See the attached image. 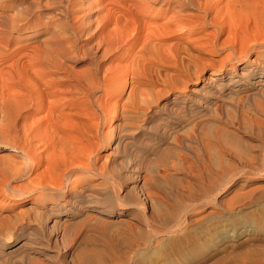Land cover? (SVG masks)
Returning <instances> with one entry per match:
<instances>
[{"label":"bare ground","instance_id":"6f19581e","mask_svg":"<svg viewBox=\"0 0 264 264\" xmlns=\"http://www.w3.org/2000/svg\"><path fill=\"white\" fill-rule=\"evenodd\" d=\"M32 1L39 3L38 0ZM77 1L79 3V0H61L60 3L64 5L61 3L55 9L53 17L66 21L62 27L64 32L42 28L38 30V35L44 33L49 36L28 43H16L15 46H11L14 30L21 32L34 23L40 24L45 18L30 10L25 23H14L11 27L6 20L9 15L0 11V148L4 146L12 150L7 158L0 157V204L5 205L4 208L14 209L10 217H5L0 208V264H113L117 257L112 255V246L107 244V240H114L113 245L117 247L126 245V248L123 247L125 250L132 249L137 234H145L150 238H158L163 233L174 236L173 233L186 230L194 221L206 215L208 209L221 212L244 210L251 208L264 194V0H96L98 11L103 10L100 7L104 8L100 21H95V26L100 24L99 28L95 27L99 30L89 24L92 19L87 18L89 23L85 24V17L81 13L75 14L76 10L74 12L72 9L76 7ZM2 2L0 6L7 7L5 2L11 1ZM153 3H160L156 9L164 18L158 25L150 24L144 16L155 7ZM37 4L40 8L41 4ZM17 12L18 15L19 10ZM21 16L24 18V15ZM45 22L48 24L49 20ZM60 25L63 26L62 23ZM256 30H262L263 33ZM82 31L87 32L86 35L93 32L98 35V42H93L98 43L97 47L104 48L103 54H98L94 43L89 40L79 45L78 36ZM172 35L184 38H178L181 46L179 42L175 46L188 54V57L183 55L186 59L199 55L202 49L221 52L228 48L229 52L224 54L222 60L229 58L232 63L230 68L224 70L219 67L202 76L197 70L201 68L195 69L196 63L194 67L191 59L178 63L176 61L180 59L176 56V63L184 62L182 72L187 73L197 84L190 86L189 81H186L189 78L179 79L181 75H177L180 76L178 78L171 71L172 74L167 76L170 79H167L169 81L172 78L173 84L176 87L179 85L181 93L171 95L161 107L140 114L141 117H135L132 114L134 107L126 104L118 112L114 101L112 107L116 110L113 108L115 111H111H114L112 118L115 120L120 117L122 123L107 138L112 147L109 156L105 157L106 161L98 163L97 154L104 143L98 131V125L101 124L97 121L99 118L96 120L93 117L95 104L102 109L105 101L112 104L114 96L106 98L105 87L117 74L122 76L124 87L127 86L130 73L139 80L133 73H137L138 68L140 71L139 63L146 59V55L142 53L143 50L135 51L129 64L121 62L128 58L126 53L118 56L117 63L110 57L111 65L105 66L108 69L102 74L99 73L101 64L98 60L123 48L127 51L139 42L150 43L153 58L161 59V40ZM252 52L258 53L252 59L253 62H234V59L239 61L251 57ZM85 55L93 57L91 61L94 66L91 65L93 68L90 71L84 67L89 72L86 70L87 75L83 79L73 82L72 79L57 76V72L65 65V59L72 57L78 60L79 56ZM199 57L203 59V56ZM213 59L215 62L219 58ZM134 78L133 81L136 80ZM135 87H130L131 92L136 93L140 87L146 86H139V90ZM101 88L105 89V95L103 92L96 95V91ZM152 90L163 91L162 88L161 91ZM133 94H130L131 98ZM230 107L245 111L246 118L242 112L245 118L243 122L225 123V128L224 123L218 122L231 114ZM106 108L109 111L111 106ZM208 121H211L209 125ZM204 124L208 125L205 131L202 130ZM215 125L219 126L217 130L213 127ZM231 133L234 134L233 138L237 137L235 141L238 145L236 142L230 145ZM172 139L179 148L176 145L174 148ZM222 143L234 146H226V152L222 154L218 152L224 159L226 155H231L232 158L226 159V163L223 159V163L228 165L219 161H222L221 155L219 159H214L220 162H216V167L215 162H212L213 166L208 165V158L205 160L204 156L209 153H204L214 146L217 152L218 144ZM170 144L173 146L170 153L178 154L179 161L168 158L171 163L166 168L167 172L164 171L166 175H163L165 186L161 189L164 193L160 191L161 195H165L166 202H161L167 204L168 219L164 218L168 221H164L165 226H159L160 222H155L158 219L150 202L152 200L153 204V198L156 200L154 195L160 189L155 192L154 188L163 183L160 177L163 171L158 175L153 165L149 167L148 161L150 163L151 158ZM235 145H240L238 148L243 150H235ZM220 147L218 150L222 151ZM176 149H180V152L177 153ZM216 152L215 155L218 154ZM180 156L185 160L183 157L180 159ZM146 164L148 168H144ZM29 201L32 204L28 207L19 208ZM122 215L126 217L116 218ZM133 238L134 243L131 241ZM104 239L106 244L101 242Z\"/></svg>","mask_w":264,"mask_h":264},{"label":"rangeland","instance_id":"374dc122","mask_svg":"<svg viewBox=\"0 0 264 264\" xmlns=\"http://www.w3.org/2000/svg\"><path fill=\"white\" fill-rule=\"evenodd\" d=\"M7 1H11V2H5L6 3V5H7V7L6 6H0V11H2V12H4L5 14H6V16L7 15H9V16H7V18H6V20H8V22L10 23V26L12 27V25L14 24V23H25V17L27 18L29 15H30V13L31 12H35V13H38V14H42V16H44L43 18H45V19H43V21L41 20V22H40V24H36V23H34V24H32L31 26H29V27H27V28H25L23 31H21V32H18V31H15L14 30V32H13V34H14V37H13V39L11 40V46H13L14 44L16 45V43L17 44H19V43H28V42H32V41H36L38 38H44V37H47V35L48 34H44V33H40L39 35H38V33L37 32H39V31H41V29L42 28H47V27H49V29H51V31H58V32H64V22H66L65 21V19L64 18H61V19H57L56 17H53V14H54V12H55V9L57 8V7H59V6H61L62 4L64 5V3H60V1H58V0H49V2H46V0H38L39 1V3L38 4H41L40 5V8L38 7V6H36V2L35 1H32V0H20V3H19V0L17 1V0H7ZM23 1V2H22ZM28 4V6L26 7L25 5H27L25 2ZM37 1V0H36ZM43 1H45V2H43ZM52 1H54L55 3L53 4V2ZM58 1V2H57ZM94 1V2H93ZM1 3H3L2 2V0L0 1ZM81 2V4L78 6V4ZM82 2H83V4H82ZM92 2H93V4H92ZM24 3V4H23ZM49 3L51 4V5H49ZM79 3H78V1H77V4L74 6L75 8H73L72 10L75 12V10H76V12H75V14H79V13H81V16H84L85 17V24H88L89 22H87L88 21V19L90 20V19H92V20H90V23L89 24H91V27L92 28H94L95 29V27H100V24L98 25V26H95V25H97V23L100 21V19H99V17L101 16V13H103V10H104V8L102 7H100V9H103V10H100V11H98L99 10V6H98V8L96 7V0H89V2H88V0H79ZM86 3H87V5H86ZM8 4H11L10 6L8 5ZM18 4H19V6H18ZM30 4V5H29ZM37 4V5H38ZM45 4V5H44ZM61 4V5H60ZM91 4V5H90ZM155 4V5H154ZM47 5V6H46ZM85 5V6H84ZM98 5V4H97ZM153 5L155 6V7H153V9L151 10V11H149V12H147V13H145L144 14V16H145V18L148 20V21H150L149 23L150 24H154V25H158L159 23H162V21H164V18H163V16H160L159 14H158V12H157V9H156V7H158L159 5H160V3H153ZM15 6V7H14ZM23 6V7H22ZM42 6V7H41ZM82 6H83V8H82ZM91 6V7H90ZM3 7V8H2ZM25 7V8H24ZM37 7V8H36ZM87 7V8H86ZM88 7H90V8H88ZM94 7H95V9H94ZM17 8H20V9H17ZM27 8H28V11H27ZM33 8V9H32ZM93 8V9H92ZM22 9H23V14H22ZM35 9V10H34ZM38 9V10H37ZM54 9V10H53ZM19 10V14L17 15V11ZM30 10H31V12H30ZM33 10V11H32ZM53 10V11H52ZM84 10V11H83ZM88 10V11H87ZM92 10V11H91ZM21 11V12H20ZM28 12V14H27V12ZM42 11H43V13H42ZM153 11V12H152ZM17 12V13H16ZM25 12H26V14H25ZM40 12V13H39ZM10 13V14H9ZM20 13H21V15H24V18H23V16H21L20 15ZM84 13H85V15H84ZM88 13V14H87ZM151 13V14H150ZM49 14V15H48ZM91 14V15H90ZM99 14V15H98ZM18 17H17V16ZM80 15V14H79ZM97 15H98V17H97ZM21 16V17H20ZM47 17V18H46ZM95 17V18H94ZM157 17V18H156ZM88 18V19H87ZM94 19V20H93ZM152 20V22H151V20ZM16 20V21H15ZM45 20H49V25L45 22ZM55 20V21H54ZM99 20V21H98ZM11 21V22H10ZM52 21H54V22H52ZM97 23H96V22ZM155 21V22H154ZM154 22V23H153ZM157 22V23H156ZM159 22V23H158ZM1 23V22H0ZM54 23H56V24H54ZM62 23V25L63 26H61L60 24ZM12 24V25H11ZM60 25V26H59ZM1 26V25H0ZM46 26V27H45ZM57 26V27H56ZM63 27V28H62ZM61 28V29H60ZM98 28H96L95 30H99ZM39 30V31H38ZM260 32V33H263L262 32V30H256V32ZM84 34H83V33ZM80 34H79V38H78V43H79V45L80 44H82L83 42H86V41H90L91 43H94L93 45L97 48H95V50L98 52V54H103V51H104V48H102V47H97L96 46V44L98 45V38H96V35L97 34H95L94 32L93 33H91V35H86L87 34V32H85V31H82ZM35 33V34H34ZM26 34H30L29 36L30 37H24ZM82 34V35H81ZM90 34V33H89ZM243 33H241V35H242ZM82 37H81V36ZM86 35V36H85ZM225 35H227V34H225ZM224 35V36H225ZM49 36V35H48ZM173 36V35H172ZM168 36V37H165L163 40H161V46H160V50H159V52L161 53V51H162V54L165 56V58H163L164 56L162 55V58L161 59H159V58H153L154 56H152L153 55V53H152V51H151V49H150V43H148L147 42V44H146V42H139L138 44L136 43V44H134V45H132V47H130L129 49H127V51H125V49L123 48V49H121L120 51H117L116 53H113V54H111V55H106V56H102V58L100 59V60H98V62H99V64H101V67H100V70H99V73H103L104 72V70H107L108 68L106 67V69H105V66H108V65H111L110 63H111V61L112 60H114L116 63H117V58H118V56H120V55H122V54H125L126 53V57H128V58H126V59H124V60H122L121 62H123V64H129V62H130V60H132L131 59V57L132 56H134L135 54V51H136V53L139 51V50H141V52H142V50H143V54H145L146 56V59H144L143 61H140V63L139 64H141L140 65V71L142 72H140L139 71V68L137 69L138 70V72L137 73H133V75H135V77L136 76H138V78H140L139 80H141V83H138L139 82V80L137 79V77L136 78H134V76L132 77L131 75V73L128 75V77H129V79H128V82H127V86H125L124 87V81L122 80V76L121 75H118L117 74V76H116V80L114 79V80H112L111 82H108V87L106 86L105 87V89L103 88H101V89H99V90H97L96 91V95L99 93V94H101L102 92H103V90H105V93H107L106 95L107 96H105L106 98L107 97H109L110 95H113L114 96V99H113V101H111L112 102V104L110 105V104H108V102H104L105 103V106L103 107V109H102V107L101 106H97V104H95L96 106H95V113L93 114L94 116V118H96V120H97V118H99V120H97L98 121V123H101L100 124V126L98 125V127H100L99 129H98V131L100 132V135H101V137L103 138V147L99 150V152H98V154H97V156H99L98 157V163H100L101 164V162H104V161H106V159H105V157H107V156H109L108 154L110 153V151H111V149H112V147H111V144L109 143V142H107L108 140H107V138H108V136H110V134H111V132H113V131H115L116 130V128H117V126L119 125V123L121 122L122 123V120L120 119V117H119V119L117 118V119H113L112 118V115H113V112L116 110V109H119V111L118 112H120V109H122L123 110V106H125V104H126V106H132V107H134L133 108V112H132V114H134L135 115V117H139L140 116V114H144L145 112H150L151 111V109H156V108H159V107H161L162 106V104H163V102L167 99V98H169L171 95H173V94H177V93H181V89H180V87L178 88V86L176 87V85H174L173 83H174V81L172 80V78H171V80H169V81H172V82H169L168 81V79L167 78H169L170 79V77H167V76H170V74H172L173 73V75H175V76H177V75H181V77L180 76H177L179 79H183V77H184V79L186 80V79H188V80H186V81H189V85L190 86H193V85H196L197 84V82L196 81H192L191 79H190V76L188 77V74L187 73H185L184 74V72H182L183 70H182V67H184V62L182 63V64H178V63H180L179 61H183V60H185V61H188V60H190L191 61V63H192V65L194 66V67H196L195 69H197V68H201V69H197L198 71L200 70V72H201V74H202V76H204L206 73H209V72H211L213 69L214 70H218V69H220V68H222V69H224V70H228L229 68H230V66H231V61L229 60V58H226V60H222V59H224V57H225V55L224 54H226V52L228 53L229 52V49L228 48H225V49H222L221 50V52H220V50L219 51H213L212 52V50L210 51L209 49H202L201 50V52L199 53V55L197 54V55H192L193 57H194V59H196V62L194 61V62H192L193 60H192V58H190L189 57V59H186L185 57L186 56H184V58H183V55H187V57H188V54H186L182 49L180 50V48H178L177 46H175V44H177L178 42V44L180 45L181 43V41H179L180 39H181V35H176V36ZM223 36V37H224ZM97 37H98V35H97ZM89 38V39H88ZM94 38V39H93ZM178 38H179V40H178ZM182 39H184L183 37H182ZM97 40V42H93V41H96ZM164 41V42H163ZM169 41V42H168ZM82 42V43H81ZM132 42V40H130L129 41V43H131ZM166 42H168V43H166ZM177 42V43H176ZM172 43V44H171ZM144 45V46H141V45ZM172 45V46H170V45ZM14 45V46H15ZM129 45V44H128ZM136 45V46H135ZM139 46H141L142 48L141 49H139ZM181 46V45H180ZM179 49H177V48ZM147 48V49H146ZM148 48H149V50H150V52L148 51ZM162 48H164V49H162ZM167 48V49H166ZM145 49V50H144ZM171 49V50H170ZM209 50V51H208ZM171 51V52H170ZM173 51V52H172ZM183 51V52H182ZM149 52V53H148ZM198 53V51H195V53ZM203 52V53H202ZM130 53V54H129ZM168 53H169V55H168ZM194 53V54H195ZM134 54V55H133ZM150 54V55H149ZM257 52H252L251 53V57H248V58H246V59H243V60H239V61H237V59H234L235 61L234 62H242V61H248V62H251L252 61V59L253 58H255L256 56H257ZM148 55L150 56V57H148ZM172 55V56H171ZM204 55H207V56H204ZM210 57H209V56ZM152 56V57H151ZM168 56H171V57H168ZM177 56V58L178 59H180V60H178L177 58H175ZM179 56V57H178ZM199 56H203V59H202V57L200 58ZM227 56V55H226ZM91 57V58H90ZM112 58V60H111V58ZM167 57V58H166ZM173 57V58H172ZM205 57V58H204ZM114 58V59H113ZM115 58H116V60H115ZM133 58V57H132ZM169 58V59H168ZM173 60H172V59ZM201 60H200V59ZM210 58H215V59H218V61L217 60H215V62L211 59L210 60ZM262 58V57H261ZM78 60H74L72 57L71 58H68V59H65V65H64V67L63 68H61L58 72H57V76H59L60 78L61 77H63V78H67V79H72L73 80V82L74 81H78L79 79L81 80V79H83V77H84V75H87V73L90 71V68H93L91 65H93L94 66V64H92V59H93V57L92 56H90V55H85V56H79L78 58H77ZM130 59V60H129ZM154 59V60H153ZM156 59V60H155ZM178 60V61H176V60ZM199 59V60H198ZM207 59H208V61H207ZM125 60H127V61H125ZM145 60H147V61H145ZM168 60V61H167ZM176 62H178V63H176ZM203 60V61H202ZM222 60V61H221ZM168 62V63H166V62ZM170 61V62H169ZM181 61V62H182ZM198 61V62H197ZM206 61H207V63H206ZM126 62V63H125ZM159 62V63H158ZM175 62V63H174ZM200 62V63H199ZM205 62V63H204ZM217 62V63H216ZM219 62H224V63H219ZM253 62V61H252ZM91 63V64H90ZM143 63V64H142ZM151 63V64H150ZM194 63H196V66H195V64ZM201 63H203V64H201ZM70 66H69V65ZM105 64V65H104ZM147 64V65H146ZM157 64V65H156ZM170 64V65H169ZM175 64V65H174ZM179 66H177V65ZM198 64V65H197ZM220 64V65H219ZM66 65H68V66H66ZM144 65V66H143ZM146 65V66H145ZM149 65H151V66H149ZM156 65V66H155ZM181 65V66H180ZM219 65V66H218ZM66 66V67H65ZM86 66H88V67H86ZM139 66V65H138ZM149 66V67H148ZM153 66V67H152ZM177 66V67H176ZM71 67V70L69 69ZM84 67L85 68H88V70L87 69H84ZM142 67V68H141ZM152 67V68H151ZM156 69H155V68ZM220 67V68H219ZM68 68V69H67ZM145 68V69H144ZM147 68H148V70H147ZM168 68V69H167ZM202 68H203V70H202ZM164 69V70H163ZM181 69V70H180ZM85 70V71H84ZM86 70H87V73H86ZM143 70V71H142ZM153 70H155V71H152ZM162 71V72H164V73H162L161 74V72L160 71ZM165 70H167V71H165ZM193 70H194V68H193ZM202 70V71H201ZM72 71L73 73H74V76H73V73L70 72ZM81 71V72H80ZM84 71V72H83ZM170 71V72H169ZM171 71H173L172 73H171ZM176 71V72H175ZM140 72V73H139ZM149 72H152V73H149ZM160 72V73H159ZM166 72H167V74H166ZM169 72V73H168ZM199 72V73H200ZM64 73V74H63ZM75 73L77 74L76 76H75ZM85 73V74H84ZM139 73V74H138ZM148 73V74H147ZM155 73L157 74V75H159V76H155ZM183 73V74H182ZM59 74V75H58ZM79 74V75H78ZM81 74H83L82 76H81ZM100 74V75H101ZM123 74V73H122ZM138 74V75H137ZM141 74V75H140ZM144 74V75H143ZM146 74H147V76H146ZM164 74V75H163ZM187 74V75H186ZM62 75V76H61ZM64 75H65V77H64ZM72 77H71V76ZM148 75H149V77H148ZM154 75V76H153ZM66 76H70L69 78L68 77H66ZM140 76V77H139ZM162 76H164V77H162ZM175 76H174V78H175ZM119 77V78H118ZM154 77V78H153ZM157 77V78H156ZM173 77V76H172ZM201 77V76H200ZM200 77H199V79H200ZM133 78L134 79H136V80H134L133 81ZM159 78V80H156V79H158ZM162 78H164L163 80H161ZM173 78V79H174ZM120 79V80H119ZM167 79V80H166ZM198 79V80H199ZM138 80V81H137ZM154 80V81H153ZM161 80V81H160ZM175 80V79H174ZM134 83H133V82ZM138 83H136V82ZM144 81V82H143ZM150 81V82H149ZM157 81V82H156ZM159 81V82H158ZM163 81V82H162ZM122 82V83H121ZM146 82V83H145ZM168 82V83H167ZM113 83V84H112ZM135 83H136V85H135ZM148 83V84H147ZM156 85H155V84ZM173 84L174 86H169V85H167V84ZM112 84V85H111ZM155 86H154V85ZM158 84V85H157ZM114 85H115V87H114ZM136 87H135V86ZM162 85H164V87H162ZM132 86L133 87H135L136 89H138L139 90V86H146V87H140L141 89L138 91V90H136V91H138V92H131L132 90H131V88H132ZM147 86H149V87H147ZM158 87V89H159V91H161L160 90V88H162V90L165 88V86H166V89H164L163 91H161V93L160 92H157V91H154V90H152V89H155V90H158L157 89V87ZM131 87V88H130ZM152 87V89H150ZM174 87V88H173ZM123 88V89H122ZM144 88V89H143ZM145 88H147L149 91H147ZM171 90H170V89ZM168 89V90H167ZM130 90V91H129ZM143 90V91H142ZM146 90V92H144ZM112 91V92H111ZM141 91H142V93H141ZM153 93H152V92ZM115 92V93H114ZM149 94H148V93ZM104 93V92H103ZM102 93V94H103ZM105 93H104V95H105ZM129 93V94H128ZM132 93H134L133 94V96H132V98H131V95L130 94H132ZM144 93V94H143ZM145 93H147V94H145ZM154 93H155V95H154ZM156 93H159V94H156ZM120 94V95H119ZM127 94H128V96H127ZM141 96H140V95ZM150 94H152V97L150 96ZM164 94V95H163ZM143 95V96H142ZM148 95V96H147ZM158 95H160V96H158ZM125 96V97H124ZM144 96H145V98H144ZM135 99H134V98ZM149 97H151V99H153V100H151V99H149ZM154 97V98H153ZM131 98V99H130ZM139 98V99H138ZM141 98V99H140ZM147 98V99H146ZM158 98V99H157ZM116 99V100H115ZM134 99V100H133ZM138 99V100H137ZM149 99V100H148ZM155 99V100H154ZM126 100V101H125ZM133 100V101H132ZM147 100V101H146ZM151 100V102L149 103V101ZM114 101H115V108L114 107H112L113 105H114ZM124 101V102H123ZM137 103H135V102ZM144 101H146V103L144 102ZM157 101V102H156ZM116 102H117V104H116ZM135 103L134 105H132L133 103ZM103 103V104H104ZM131 103V104H130ZM106 104H107V106H111V108H109L110 110V112L109 111H107L106 109ZM128 104V105H127ZM138 107H137V106ZM144 105V106H143ZM149 107H148V106ZM142 108H141V107ZM143 107H145V111L143 110ZM115 110H114V109ZM104 109H105V111L106 112H104ZM136 109V110H135ZM141 109V110H140ZM229 109H231V114H227V118H228V120H225V119H227L226 117L222 120V121H220V122H218V123H224V127L226 126V124L225 123H241V122H243L244 121V119L246 118L245 117V114H246V112L245 111H243V110H240V109H234V108H232V107H230ZM112 110H114L112 113H111V111ZM142 111V112H141ZM234 111V113H232ZM235 111H237V112H235ZM239 111V112H238ZM109 112V113H108ZM230 112V110H228V112L227 113H229ZM242 112H244L243 114V116L245 117H243L242 116ZM107 113V114H106ZM98 114H100L99 115V117L97 116ZM102 114V115H101ZM111 114V115H110ZM138 114V115H137ZM234 117H233V116ZM97 116V117H96ZM107 116V117H106ZM110 116H111V118H110ZM122 116V115H121ZM233 118H232V117ZM237 116V118L236 119H234L235 117ZM141 117V116H140ZM231 120H230V119ZM111 119V120H110ZM162 119V118H161ZM161 119H159V121H162ZM233 120V121H232ZM96 121V122H97ZM109 124H108V123ZM211 122V121H210ZM209 121H208V125H209V123H210ZM120 123V124H121ZM207 125V126H208ZM108 126V127H107ZM207 126H205V124H204V128L202 129V130H207ZM112 127V128H111ZM114 127V128H113ZM215 129L216 128H219V126H217V125H215V126H213ZM213 128V129H214ZM225 128H227V126L225 127ZM106 129V130H105ZM108 129V130H107ZM114 129V130H113ZM103 130V131H102ZM217 130V129H216ZM109 132V133H105V132ZM105 134V136H102V135H104ZM232 134L233 133H231L230 134V145H231V143L233 144V142H236L235 140H236V138L237 137H234L233 138V136H234V134H233V136H232ZM104 137H105V140H104ZM234 139V141H232L231 142V140L232 139ZM105 141V142H104ZM237 141H238V139H237ZM177 142L175 141L174 143H173V139H172V145L174 146V145H176V147L178 146L177 144H176ZM225 143H227L226 141H225ZM225 143H224V145H223V143H222V145H220V144H218V148H217V152L215 151V149H214V147H216V146H214V147H211V148H213V150L216 152V153H218V152H223V151H225V149H226V146H229L230 148L231 147H234V146H230V145H225ZM229 143V142H228ZM236 144L238 145V143L236 142ZM105 145V146H104ZM171 144L170 145H167V146H169L168 148H166L167 150H169V153H167V150L165 149V148H163V152L161 151V156L163 157H161V156H158V155H160V154H158L157 156H154L153 157V159L151 158L150 160L152 161H150V163H149V161H148V165H149V167H151V165H153L154 166V169H156V172H158L157 174L158 175H160L162 172L161 171H163V174H162V176H160L161 177V180H162V182L163 183H161V185L160 186H158V187H156V188H154L153 190L156 192H158V190H159V194L157 195V194H155L154 196H155V199L156 200H154V198H153V204H152V200H151V202H150V204H151V207L152 208H154L153 210H154V212H156L155 214L157 215V216H159V217H157L156 216V220L157 221H155V222H160V223H158V224H160L159 226H165V224H164V221L165 220H167L168 219V215H167V204L166 203H164V205H163V202H166V200H164L165 198L163 197V195H161V193L163 192V187L165 186V179L163 178L165 175H166V172H167V170H166V168H168L169 166L168 165H170L169 164V162L171 163V161H169V159L168 158H172L173 160H175V158L177 159L178 158V154H176V153H170V152H172L170 149H172L171 147H173ZM234 145V144H233ZM237 145H235V146H237ZM221 146V147H220ZM240 146V145H239ZM239 146H237V147H235L236 149L235 150H237V149H239L238 147ZM175 146H174V148H176ZM219 147H220V150H222V151H219L218 149H219ZM177 148H179V146L177 147ZM211 148H209V152L208 151H206V153H204V155L205 154H208V155H206V156H204V158H205V160H206V163L208 164V165H210L211 164V166H213V163L215 162H217L218 160H215L214 161V159H219L222 155V153L220 154V153H218L217 155H215V152L213 151V153L210 151L211 150ZM224 150H223V149ZM165 150V151H164ZM177 150V149H176ZM234 150V149H233ZM239 150H243V149H239ZM238 150V151H239ZM12 150L10 149V148H6V147H4V146H2L1 148H0V157L1 158H7L12 152H11ZM178 151V152H177ZM176 152L177 153H179L180 152V149H178ZM166 154H165V153ZM211 152V153H210ZM226 152V151H225ZM224 152V153H225ZM10 153V154H9ZM224 153H223V155H224ZM167 154H169V156L167 155ZM181 154V153H180ZM227 154V153H226ZM225 154V155H226ZM167 155V156H166ZM173 155H176V156H173ZM182 155L183 156H186V155H184L183 153H182ZM219 155H221V156H219ZM182 156V157H183ZM209 156V157H208ZM210 156H213L212 158L210 157ZM215 156L217 157V158H215ZM219 156V157H218ZM226 156H227V158H226ZM225 156V158L226 159H231L232 157H231V155L230 154H228V155H226ZM182 157L180 156L179 158L180 159H182ZM228 157H230V158H228ZM154 158H155V160H154ZM194 158V160H196L195 159V157H190V159H193ZM108 159V158H107ZM164 159V160H163ZM171 159V160H172ZM187 159H189V158H186V160ZM189 159V160H190ZM223 159H224V156H222V161H221V159L219 160L222 164H224V165H228V164H225L226 163V159H224L225 160V163H223L224 161H223ZM154 160V161H153ZM167 160H168V162H167ZM178 161H179V159H177ZM177 160H175V161H177ZM183 160H185V158L183 157ZM194 160H192L191 162H193ZM213 160V161H212ZM163 161V162H162ZM209 161V162H208ZM166 162H167V164H166ZM211 162V163H210ZM213 162V163H212ZM219 162V163H220ZM194 163V162H193ZM215 163H214V167H216L218 164L216 163V165H215ZM228 163H229V160H228ZM148 165L146 164V165H144V168H148ZM157 165V166H156ZM164 165H167V166H164ZM147 166V167H146ZM152 166V167H153ZM162 169H164V170H162ZM164 171H166V172H164ZM148 172V171H147ZM146 172V173H147ZM155 172V173H156ZM153 173V172H152ZM160 173V174H159ZM164 175V176H163ZM164 180H163V179ZM100 180V179H99ZM264 185V184H263ZM162 186V187H161ZM162 188V189H161ZM156 189H158V190H156ZM160 191H162L161 193H160ZM262 191H264V190H262ZM261 191V192H262ZM164 193V192H163ZM232 193V192H231ZM264 193V192H263ZM161 195V196H160ZM230 195V194H229ZM229 195H227V197L229 198ZM264 195V194H263ZM262 195V197H259L260 199H259V201H258V199H257V201H256V203H254V205L251 207V208H247V209H244V210H241V209H235V210H225V212H221V211H215V210H209L208 209V211H206L205 213H206V215H204L203 217H200L198 220H196V221H194L193 223H192V225L189 227V228H187L186 230H182V231H179V232H176L177 233V235H175L176 233H173V235L174 236H172V234L171 233H163V234H161L160 236H158V238L157 237H152V238H150V237H148L147 235H143V234H141V235H143L144 237H146V238H144L143 236H141V235H139V234H137V236H136V239H135V241L137 242V245H136V242L134 241V238H133V240L131 239V241L135 244V245H133L134 246V248L132 247V249L130 248H128V250L126 249L125 250V248L127 247L126 245L124 246V245H121V246H115V245H113L114 243H115V241L113 242V241H111V239L110 240H107L106 242H107V244L110 246H112V248H111V252H112V255H114L115 254V256L117 257V261L115 260V262H116V264H264V212H263V210H264V205H263V208H261V206H262V204H264V196ZM165 196V195H164ZM231 196H233V194H231L230 195V197ZM157 198L159 199H162V200H160V202H158L159 200H157ZM261 199H263V200H261ZM156 201V202H155ZM161 201H163V202H161ZM260 202V203H259ZM30 203L32 204V201H29V202H26V203H24L21 207H19V208H26V207H28V205H30ZM155 203H158V205L157 204H155ZM162 203V204H161ZM258 203V204H257ZM262 203V204H261ZM261 204V205H260ZM157 205V206H156ZM161 207H160V206ZM258 205V206H257ZM2 206V207H1ZM4 206L5 205H2V204H0V208H1V210H3L2 212V216H5V217H10L12 214H13V211H14V209H12V208H4ZM156 206V207H155ZM165 206V207H164ZM260 206V207H259ZM158 207V208H157ZM19 208H17V209H19ZM157 208V209H156ZM159 208H161V209H159ZM257 208V209H256ZM260 209V210H259ZM20 210V209H19ZM7 211V212H6ZM228 211H230V212H228ZM239 211V212H238ZM10 212V213H9ZM164 212V213H163ZM259 212V213H258ZM204 213V214H205ZM207 213H209L208 215H207ZM213 213V214H212ZM236 213V214H235ZM240 213V214H239ZM165 214V215H164ZM219 216H218V215ZM216 216V219H215V216ZM260 215H262V216H260ZM163 216V217H162ZM207 216V217H206ZM212 216H214V217H212ZM126 216H124V215H122L121 217H116V218H125ZM160 217H162V218H160ZM164 217H166V218H164ZM209 217H211V218H209ZM217 217H219V218H217ZM113 218H115V217H113ZM214 218V219H213ZM162 219H164V220H162ZM206 219V220H205ZM168 221V220H167ZM167 221H166V224H167ZM162 222H163V224H162ZM156 223V224H157ZM157 224V225H158ZM181 232V233H180ZM183 233V234H182ZM168 234H169V236H168ZM171 236V237H170ZM141 238V239H139V238ZM144 238V239H143ZM107 239V238H106ZM109 239V238H108ZM146 239H148V240H146ZM150 239H152V240H150ZM155 240V241H154ZM104 242L105 241V239L104 240H101V242ZM110 241V242H109ZM145 241H147L146 243H145ZM124 243L125 244V242L124 241H121V243ZM143 242V243H142ZM150 242V243H149ZM105 243V242H104ZM139 243V244H138ZM106 244V243H105ZM136 246V247H135ZM123 247H125V248H123ZM118 248V249H117ZM121 249V250H120ZM122 249H124V250H122ZM113 250V251H112ZM130 250V251H129ZM133 251V252H132ZM124 252H126V253H124ZM129 252H131L130 254H131V257H130V254H128ZM126 254H128V255H126ZM120 257V258H119ZM127 258H128V261H126L127 260ZM131 258V259H130ZM125 261V262H124ZM115 262L113 263V264H115ZM117 262H119V263H117ZM110 262H107V264H109ZM103 264H105V263H103Z\"/></svg>","mask_w":264,"mask_h":264}]
</instances>
